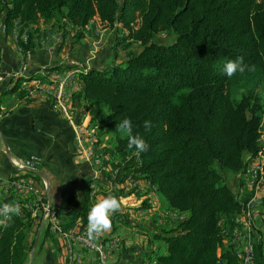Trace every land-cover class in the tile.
<instances>
[{
  "label": "trees",
  "instance_id": "trees-1",
  "mask_svg": "<svg viewBox=\"0 0 264 264\" xmlns=\"http://www.w3.org/2000/svg\"><path fill=\"white\" fill-rule=\"evenodd\" d=\"M96 18L127 31L117 44L126 58L78 73L82 89L72 101L91 113L99 131H115L107 149L123 158L119 183L145 180L171 211L187 214L173 226L149 230L150 243L164 246L146 252L143 264H238L223 228L244 218L248 200L238 198L225 172L245 173L247 156L257 158L261 150L256 88L264 84V0H0L4 32H27L28 42H19L24 55L35 48L31 28L41 21L64 31L71 25L79 41ZM160 33L176 38L161 44ZM134 43L139 52L128 50ZM237 57L250 68L229 78L224 66ZM22 81L7 93L18 92ZM244 82L253 86L237 100L231 90ZM125 118L149 145L147 152L129 149L128 137L115 130ZM89 192L64 231L87 225ZM142 207L151 206L146 201ZM33 226L31 213L0 224V264H26ZM256 262L264 264V241L256 244Z\"/></svg>",
  "mask_w": 264,
  "mask_h": 264
},
{
  "label": "crops",
  "instance_id": "crops-1",
  "mask_svg": "<svg viewBox=\"0 0 264 264\" xmlns=\"http://www.w3.org/2000/svg\"><path fill=\"white\" fill-rule=\"evenodd\" d=\"M15 26L19 27L18 22ZM32 31H35V48L25 55L18 51V36L23 32L19 29L9 34L0 32V176L4 180L0 181V207L19 204L21 217L26 213L32 215L34 226L28 236L27 244L31 250L26 264H68L66 241L55 231L54 223L62 228L74 214L79 213L89 189L91 206L112 191L118 192L121 210L111 215L112 227L102 234L108 240L119 238L123 244L119 253L110 255V263L143 264L146 252L160 247L158 243H150L149 230L159 226L157 216L163 213L142 205L151 193L156 199L159 194L145 180L138 181L142 189L135 190L129 182L119 183L116 179L115 173L124 162L123 158L107 149L115 132L99 131L92 122L91 113L83 112L72 101V95L81 91L82 86L75 87L73 91L68 89L70 96L66 105L71 112L72 123L63 111L52 107L58 103L50 96L57 75L69 70L80 73L92 67L102 69L113 62L124 61L127 51L117 44L127 31L107 28L98 18L86 27L84 37L79 41L74 38L76 30L71 25H67L64 31L54 23L41 21L32 26ZM105 31H109L108 34ZM105 35L112 41L107 48L103 42ZM21 78L19 91L8 94ZM33 82L38 85H33ZM77 128L82 129V137L78 135ZM92 153L99 155V163L94 162V156L88 159V154ZM30 156L40 158L36 168H20ZM247 159L246 172L261 160L250 156ZM245 173H227L231 188L243 201L252 196L248 183L250 176ZM15 178L31 185L33 191L20 193L8 188L5 181ZM259 196L260 227L264 224V185ZM168 211L175 215L168 219L169 226L187 216L171 211L169 207ZM242 221V216L238 215L223 228L226 245L234 241L237 229L243 232ZM80 223L78 221V225ZM152 225H156L155 228ZM235 247L237 252L241 251L239 246ZM76 248L81 250L79 245ZM84 258L83 264L92 263V255L85 254Z\"/></svg>",
  "mask_w": 264,
  "mask_h": 264
},
{
  "label": "built area",
  "instance_id": "built-area-1",
  "mask_svg": "<svg viewBox=\"0 0 264 264\" xmlns=\"http://www.w3.org/2000/svg\"><path fill=\"white\" fill-rule=\"evenodd\" d=\"M0 32H4V27L0 23ZM28 42V36H26V32L22 33L18 36V51L23 55V49L19 46V42ZM99 46H97L98 48ZM2 70L0 69V74ZM1 76V75H0ZM55 86L54 90L51 91L50 96H58V104H52V107L55 110L63 111L67 116L71 123L73 122V118L69 108L67 107V102L69 100V92L68 89L72 90L75 87L81 86V82L78 80V72L77 71H66L60 75H57L53 81ZM28 84H23V86H27ZM33 85H38V83H34ZM43 87L42 85H40ZM45 90V87H43ZM76 89V88H75ZM264 125H262L263 128ZM77 133L80 137H82L83 131L82 129L77 128ZM260 146L261 150L257 156V158H261V160L251 168L245 174L250 176L248 178V183L252 188V196L248 200L244 212V237L243 239H234L232 242L234 246L240 247V252H236L239 258L238 264H257L256 262V244L257 242L264 241V224L259 227V222L261 219L260 212L258 209V205L260 203V193L264 182H261L260 178H258V171L264 169L262 166L263 159V151H264V142L262 139V129H261V138H260ZM94 156V162L99 163L100 157L99 155L88 154V159H92ZM40 158L38 156H30L27 158L23 165L19 167L22 169H35L36 165L40 163ZM117 174V171L115 175ZM0 181H4L0 176ZM8 188L13 191H17L20 193H25L29 191H33L31 185L27 184L22 179H10L5 181ZM132 187L136 190L142 189V186L138 181H132ZM151 197H148L146 201L150 204V208L156 209V196L154 193L150 194ZM25 212V211H22ZM54 229L65 239L66 245V259L68 264H83L84 256L92 255V263L91 264H112L109 261L110 255L112 253H119L122 249V242L119 238L113 239H105V237L101 234L96 239H88L86 237V229L87 225L78 232H67L64 231L61 227L54 223ZM236 236V231H235ZM231 244V243H230ZM81 246V250H78L76 246Z\"/></svg>",
  "mask_w": 264,
  "mask_h": 264
},
{
  "label": "clouds",
  "instance_id": "clouds-1",
  "mask_svg": "<svg viewBox=\"0 0 264 264\" xmlns=\"http://www.w3.org/2000/svg\"><path fill=\"white\" fill-rule=\"evenodd\" d=\"M246 68H250L243 62V57H237L236 60H229L224 66V73L227 77H232L237 72L243 73ZM145 129H151L150 121L144 122ZM115 130L122 136L128 137L127 147L135 149L138 153L147 152L149 145L139 134H133V126L130 119L125 118L116 125ZM121 210V203L116 196L108 195L95 203L88 212V223L86 229V237L88 239H96L104 232H107L112 227L111 215ZM21 214L19 204H4L0 207V224L5 220H10L13 216Z\"/></svg>",
  "mask_w": 264,
  "mask_h": 264
},
{
  "label": "rangeland",
  "instance_id": "rangeland-1",
  "mask_svg": "<svg viewBox=\"0 0 264 264\" xmlns=\"http://www.w3.org/2000/svg\"><path fill=\"white\" fill-rule=\"evenodd\" d=\"M104 27H102V31H104ZM110 31V30H109ZM109 31H105V34H108ZM107 35L104 36L103 38V42L105 43V47L104 48H107L109 47V44L112 42H110V40H107ZM175 36L174 35H171V34H167V33H160L157 35L156 37V40L158 43H161V44H169V43H172L174 40H175ZM136 45V46H135ZM99 46V45H97ZM130 51H139L141 50L140 46L138 44H135L134 45L132 44L129 49ZM35 82H33L34 84ZM249 86H251L250 88H252L253 86V83L252 82H244V83H241V84H238V85H235L232 90H231V93L233 95V97L237 100H240L242 95L245 94V93H248V90L250 89ZM257 93L262 101V123H261V129H262V125H264V84L259 86V88L257 87ZM51 98L54 100L53 96H51ZM55 102V100H54ZM264 129V128H263ZM115 132V131H113ZM116 135L114 134L113 135V139H115ZM262 165L264 164V151H263V159H262ZM228 172H225V174L227 175ZM229 175V174H228ZM156 203H157V206H156V210H159V212H162L163 215L161 216H157L159 218V220H157V224L162 228V227H168V219L169 218H172L173 216H175L174 214H172L171 212H167V207H168V202L167 200L159 195V198L157 197V199L155 200ZM165 206V207H164ZM167 206V207H166ZM160 208V209H158ZM158 214V213H157ZM177 215V214H176ZM178 217V216H177ZM2 219V217H0V220ZM242 219L244 220V218L242 217ZM156 225H152L153 228H155ZM244 237V226H243V232L241 233L238 229L236 230V239H243ZM158 245H163L164 246V243H161V242H157Z\"/></svg>",
  "mask_w": 264,
  "mask_h": 264
},
{
  "label": "bare ground",
  "instance_id": "bare-ground-1",
  "mask_svg": "<svg viewBox=\"0 0 264 264\" xmlns=\"http://www.w3.org/2000/svg\"><path fill=\"white\" fill-rule=\"evenodd\" d=\"M54 100L58 103V96H53ZM263 162V161H262ZM264 165V164H263ZM262 165V166H263ZM259 175H260V180L261 182H264V173L263 170L259 171ZM20 216V215H19Z\"/></svg>",
  "mask_w": 264,
  "mask_h": 264
}]
</instances>
